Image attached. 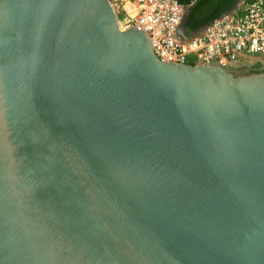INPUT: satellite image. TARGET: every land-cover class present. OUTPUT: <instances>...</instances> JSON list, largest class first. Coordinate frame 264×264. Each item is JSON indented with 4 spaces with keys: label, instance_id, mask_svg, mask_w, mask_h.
I'll use <instances>...</instances> for the list:
<instances>
[{
    "label": "water",
    "instance_id": "obj_1",
    "mask_svg": "<svg viewBox=\"0 0 264 264\" xmlns=\"http://www.w3.org/2000/svg\"><path fill=\"white\" fill-rule=\"evenodd\" d=\"M0 264H264V74L160 61L108 0H0Z\"/></svg>",
    "mask_w": 264,
    "mask_h": 264
},
{
    "label": "built area",
    "instance_id": "obj_2",
    "mask_svg": "<svg viewBox=\"0 0 264 264\" xmlns=\"http://www.w3.org/2000/svg\"><path fill=\"white\" fill-rule=\"evenodd\" d=\"M121 29L145 32L157 59L176 64L206 65L232 72L247 59L264 61V0H240L230 10L179 33L188 5L180 0H108ZM258 74H264L260 71Z\"/></svg>",
    "mask_w": 264,
    "mask_h": 264
},
{
    "label": "flooded vegetation",
    "instance_id": "obj_3",
    "mask_svg": "<svg viewBox=\"0 0 264 264\" xmlns=\"http://www.w3.org/2000/svg\"><path fill=\"white\" fill-rule=\"evenodd\" d=\"M240 0H210L209 7L205 9L198 8L190 11L185 15V24L194 23L195 21L204 20L209 18L213 14L224 12L234 7ZM209 2V0H208ZM204 5V4H203ZM188 26V25H187ZM190 27V26H188ZM191 28V27H190ZM194 29V28H191Z\"/></svg>",
    "mask_w": 264,
    "mask_h": 264
},
{
    "label": "rangeland",
    "instance_id": "obj_4",
    "mask_svg": "<svg viewBox=\"0 0 264 264\" xmlns=\"http://www.w3.org/2000/svg\"><path fill=\"white\" fill-rule=\"evenodd\" d=\"M209 3H210V0L208 2V0H205V3L204 5H201L200 8H208L209 7ZM246 64L249 65L246 69L244 70H235V71H232L231 73L233 75H242V76H250V75H255V74H258V71H259V68H262L260 69V71L262 73H264V61H259L257 58L253 57V58H249L247 59L246 61Z\"/></svg>",
    "mask_w": 264,
    "mask_h": 264
},
{
    "label": "crops",
    "instance_id": "obj_5",
    "mask_svg": "<svg viewBox=\"0 0 264 264\" xmlns=\"http://www.w3.org/2000/svg\"><path fill=\"white\" fill-rule=\"evenodd\" d=\"M181 2L188 5L187 12H186V13H188L190 11L198 9L201 5H203L205 3V0H182ZM220 13L221 12L216 13V15H218Z\"/></svg>",
    "mask_w": 264,
    "mask_h": 264
},
{
    "label": "trees",
    "instance_id": "obj_6",
    "mask_svg": "<svg viewBox=\"0 0 264 264\" xmlns=\"http://www.w3.org/2000/svg\"><path fill=\"white\" fill-rule=\"evenodd\" d=\"M182 1V0H181ZM216 14H213L212 16H210L209 18H206L205 20H200V21H195L194 23H189L187 24L188 26H190L191 28H196L199 25L205 23L206 21H208L209 19L213 18Z\"/></svg>",
    "mask_w": 264,
    "mask_h": 264
}]
</instances>
